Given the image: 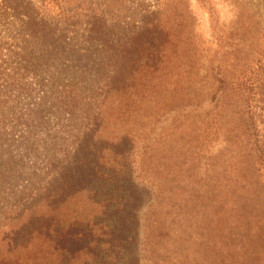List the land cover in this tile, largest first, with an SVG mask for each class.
<instances>
[{
	"label": "rangeland",
	"instance_id": "rangeland-1",
	"mask_svg": "<svg viewBox=\"0 0 264 264\" xmlns=\"http://www.w3.org/2000/svg\"><path fill=\"white\" fill-rule=\"evenodd\" d=\"M258 2L0 0V251L41 223H100L101 207L87 195L53 197L62 180L31 175L67 125L89 159L106 171L125 167L121 182L142 193L141 242L166 264H264V176L224 89L262 45ZM26 42L49 59L25 55ZM105 52L120 56L111 60L124 75L117 91L92 105L89 92L73 115L50 109L58 63L104 80ZM92 79L84 85L105 83ZM47 111L55 113L48 123ZM27 185L38 190L34 200ZM46 247L35 236L27 251Z\"/></svg>",
	"mask_w": 264,
	"mask_h": 264
},
{
	"label": "trees",
	"instance_id": "trees-1",
	"mask_svg": "<svg viewBox=\"0 0 264 264\" xmlns=\"http://www.w3.org/2000/svg\"><path fill=\"white\" fill-rule=\"evenodd\" d=\"M258 5L264 11V0H259ZM261 22L262 45L257 50L248 51L247 59L242 62L243 69L236 71L232 78L226 79L224 89L229 90L235 101L233 109L241 120L248 151L256 164L255 171L264 176V16ZM234 44L233 42L232 45ZM21 48L25 55L32 54V58L49 59L44 54V49H40L38 55L29 50L27 42ZM57 51L54 46L51 53ZM105 54L106 59L102 63V75L106 76L104 80H100L95 74L92 75V72L85 68H78L76 64L58 63L55 70L59 76L53 75L50 96L52 101L49 108L61 113V108L70 110L73 115L74 111L80 109V103L84 102L82 97L89 92L95 100L91 98L87 104L92 105V101H98V98H103V103L112 91H117V84L124 75L115 70L120 67H112L111 60L115 62L120 56L107 52ZM38 71L42 73L44 69L39 68ZM89 77L105 83H100L104 84L100 88H95L100 84H94V81L86 86L84 82ZM47 112L40 114V118L45 117L48 123L51 114L55 113ZM57 117L63 119L60 115ZM75 118L76 116L72 117ZM73 135V130L68 129L67 125H62L55 139L52 137L45 143V166L35 168L31 175L40 180H56L59 177L62 186L57 188L59 193L53 197L64 196L66 191L68 196L73 193L87 195L88 201L101 207L98 214L101 216L100 223L92 225L81 220H71L68 223L56 224L53 229L52 222L44 225L41 223V227H30L31 231H25L20 243H16L7 252L5 250V254L0 251V264H166L167 259L161 256L157 246L151 245L149 249L147 244L145 246L141 242L142 193L137 191L139 188L131 181H126V184L121 182L124 179L121 172H126L125 167L123 166L121 172L106 171L99 162L89 159L87 149L82 151V143L75 146V142L71 140ZM68 140L71 146H64ZM25 189L31 191L29 199L34 200L38 190L30 185ZM35 236L45 239L47 250L44 253L37 250L27 251ZM20 247L26 250L23 253L17 252ZM149 251L151 254L147 255Z\"/></svg>",
	"mask_w": 264,
	"mask_h": 264
}]
</instances>
